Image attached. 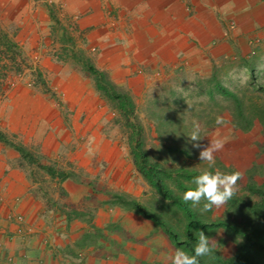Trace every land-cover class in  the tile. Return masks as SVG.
Listing matches in <instances>:
<instances>
[{
  "label": "rangeland",
  "instance_id": "obj_1",
  "mask_svg": "<svg viewBox=\"0 0 264 264\" xmlns=\"http://www.w3.org/2000/svg\"><path fill=\"white\" fill-rule=\"evenodd\" d=\"M152 2L0 0V264H172L184 247L164 227L183 238L187 220L138 173L139 138L176 197L195 187L181 171L208 168L193 143L217 133L226 142L210 170L242 173L233 197L264 184V123L237 130L209 98L220 101L218 81L264 102L252 89L264 85V0ZM162 7L185 22L139 36ZM95 71L131 99V113ZM215 116L225 124L208 125ZM204 202L192 208L226 217L227 203L202 213ZM209 238L222 259L240 242L220 229Z\"/></svg>",
  "mask_w": 264,
  "mask_h": 264
},
{
  "label": "trees",
  "instance_id": "obj_2",
  "mask_svg": "<svg viewBox=\"0 0 264 264\" xmlns=\"http://www.w3.org/2000/svg\"><path fill=\"white\" fill-rule=\"evenodd\" d=\"M95 73L99 78V84L104 86L103 90L106 94L120 100L127 108V112L131 113L130 111L134 107L131 99L125 94L117 93L114 87L103 78L102 73L97 71ZM257 88H260V92L264 94V85L253 81V91H256ZM216 89L219 93L220 101L215 100L211 94L209 96L211 104L213 107L219 106L221 111H226L230 118V124L235 129L248 132L256 123H264V102H257L259 98H255L253 93L251 96L248 92L241 94L233 92L218 81ZM216 118L217 116L213 117L207 124L215 125ZM130 148L138 173L153 189L166 199L174 202L187 220L183 238L176 231L166 226L164 227L175 244L182 245L186 251L193 253L194 246L198 240L195 231H203L206 236H209L211 232L220 229L224 230L228 235L236 236L240 239L234 255L229 259H222L215 251H212L210 254L211 259L207 260L201 257L199 258V264H264V184L255 187L252 196L232 197L227 202L226 217L218 221H209L198 213L200 209L192 208L191 202H185L183 197L173 195L168 185L171 179L170 171L149 158L140 138L137 139L134 145L131 144ZM15 149L23 158H29L30 155L26 150L16 146ZM181 173L189 178L198 175L192 171H181ZM183 188L186 191L189 189L187 187ZM133 208L138 213L152 219L155 223H161L156 217L146 213L142 207L133 204Z\"/></svg>",
  "mask_w": 264,
  "mask_h": 264
},
{
  "label": "clouds",
  "instance_id": "obj_3",
  "mask_svg": "<svg viewBox=\"0 0 264 264\" xmlns=\"http://www.w3.org/2000/svg\"><path fill=\"white\" fill-rule=\"evenodd\" d=\"M217 125H224L223 117L216 118ZM200 125L194 122L193 130L189 136L193 142H198L200 138ZM226 139L217 133L213 136L207 145L193 143L199 151V160L206 162L208 168L199 169V174L193 179L194 188H189L183 193V200L191 202L193 207L199 206L201 201H205L201 208V212H208L215 208L222 207L227 203L237 191V182L242 178L240 171L232 173H222L219 169L215 172L210 169L215 164L214 154L222 150ZM198 240L194 246L193 253H189L183 248H177L171 257L172 264H199V258L208 256L213 251V245L210 244L209 236L203 231H195Z\"/></svg>",
  "mask_w": 264,
  "mask_h": 264
},
{
  "label": "crops",
  "instance_id": "obj_4",
  "mask_svg": "<svg viewBox=\"0 0 264 264\" xmlns=\"http://www.w3.org/2000/svg\"><path fill=\"white\" fill-rule=\"evenodd\" d=\"M151 2L154 1L156 2V0H150ZM153 3V2H152ZM163 9L164 7L161 8V12H159V16L158 17H151L150 19H147V21L144 23V25H142V27H140L138 33L139 36H141L142 38H148L149 39V34L153 33V30L155 28L156 25H166L168 27H174V29H179V25L183 24L185 22V18L184 17H179V15L175 14L173 9L167 10L166 9V13H163ZM243 16V15H242ZM247 18L245 17V15L243 16V19ZM183 22V23H180ZM151 37V36H150Z\"/></svg>",
  "mask_w": 264,
  "mask_h": 264
}]
</instances>
